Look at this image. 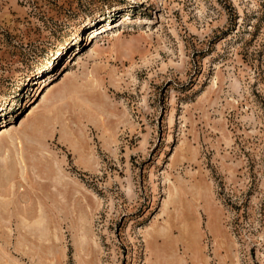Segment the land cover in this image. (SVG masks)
I'll use <instances>...</instances> for the list:
<instances>
[{"label":"rangeland","instance_id":"1","mask_svg":"<svg viewBox=\"0 0 264 264\" xmlns=\"http://www.w3.org/2000/svg\"><path fill=\"white\" fill-rule=\"evenodd\" d=\"M0 264H264V0H0Z\"/></svg>","mask_w":264,"mask_h":264},{"label":"bare ground","instance_id":"2","mask_svg":"<svg viewBox=\"0 0 264 264\" xmlns=\"http://www.w3.org/2000/svg\"><path fill=\"white\" fill-rule=\"evenodd\" d=\"M39 228H40L39 230H42V229H43V226H41V225H40V227H39Z\"/></svg>","mask_w":264,"mask_h":264}]
</instances>
